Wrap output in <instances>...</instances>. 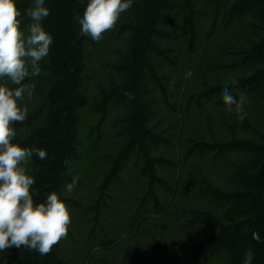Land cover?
<instances>
[{"label": "trees", "instance_id": "obj_1", "mask_svg": "<svg viewBox=\"0 0 264 264\" xmlns=\"http://www.w3.org/2000/svg\"><path fill=\"white\" fill-rule=\"evenodd\" d=\"M15 2L26 31L34 0ZM88 2L45 0L53 44L13 125V143L46 151L30 192H57L68 233L0 264H243L249 249L264 264V0H133L99 42L80 35ZM225 87L247 96L243 121Z\"/></svg>", "mask_w": 264, "mask_h": 264}, {"label": "clouds", "instance_id": "obj_2", "mask_svg": "<svg viewBox=\"0 0 264 264\" xmlns=\"http://www.w3.org/2000/svg\"><path fill=\"white\" fill-rule=\"evenodd\" d=\"M132 4L133 0H89L79 18L80 35L99 42ZM49 15L45 0H34L27 10L31 23L22 31L18 19L21 12L15 0H0V78H7L17 86L14 89L0 86V252L16 247L47 255L66 237L71 223L69 209L57 192L47 194L46 201L34 204L30 188L35 181L29 174L33 171L32 159L34 155L45 159L46 151L12 142L17 135L13 125L22 123L28 115V108H22L18 102L33 95V86L23 82L41 74L40 62L49 55L53 44V37L42 26ZM191 75L188 71L186 78ZM232 84L237 85L238 81L233 79ZM125 95L134 98L130 93ZM222 99L228 112L236 113L240 121L246 118L243 106L247 96L243 92L237 98L225 87ZM78 179L75 176L66 184L64 195L73 192ZM254 256L252 249L247 250L243 264H252Z\"/></svg>", "mask_w": 264, "mask_h": 264}, {"label": "rangeland", "instance_id": "obj_3", "mask_svg": "<svg viewBox=\"0 0 264 264\" xmlns=\"http://www.w3.org/2000/svg\"><path fill=\"white\" fill-rule=\"evenodd\" d=\"M18 103L20 104V106L22 108L25 107V105L28 106V104H26V100H24L23 102H18ZM86 169H88L85 172L86 175L89 176V177H91V175L93 176L95 169H92V166L91 165H88V168H86ZM81 222H82V225H85V226L87 225L86 218H82V221ZM163 228L166 231V233L173 235L172 231H174V229L172 228V226H170L169 224L164 223L163 224ZM117 251H119V249ZM117 251H115V253L113 255H111L115 260H119V258H120V253L117 252Z\"/></svg>", "mask_w": 264, "mask_h": 264}]
</instances>
